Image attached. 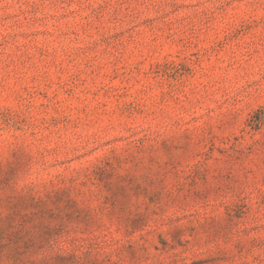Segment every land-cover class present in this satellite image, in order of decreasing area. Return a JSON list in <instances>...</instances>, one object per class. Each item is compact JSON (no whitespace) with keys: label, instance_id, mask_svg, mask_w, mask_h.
<instances>
[{"label":"rangeland","instance_id":"374dc122","mask_svg":"<svg viewBox=\"0 0 264 264\" xmlns=\"http://www.w3.org/2000/svg\"><path fill=\"white\" fill-rule=\"evenodd\" d=\"M0 264H264V0H0Z\"/></svg>","mask_w":264,"mask_h":264}]
</instances>
